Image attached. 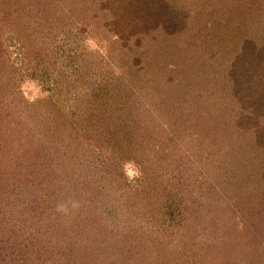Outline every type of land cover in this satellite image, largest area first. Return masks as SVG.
<instances>
[{"label": "trees", "instance_id": "16d2710c", "mask_svg": "<svg viewBox=\"0 0 264 264\" xmlns=\"http://www.w3.org/2000/svg\"><path fill=\"white\" fill-rule=\"evenodd\" d=\"M41 1H45L49 8V11L46 9L45 17L40 16L41 7L44 6ZM81 1L83 0H0V112L4 105H7L6 90L9 91V99L19 96L15 84L20 76L18 72L24 70L22 67L34 63L32 71L43 70L41 72L45 77H51L55 69L57 73L55 81L43 80L50 89L48 98L40 110L41 118L36 121L37 130L43 138L33 142L29 140L27 143L26 133H20L19 136L18 132H12V128L14 130L17 127L15 123L10 121L4 126L6 120H0V243L8 241L11 247L7 250L20 248L17 228L22 226L25 229L29 222H33L35 216L42 213L36 211L37 207H40L47 209L53 216L52 222L45 218L44 225L41 224L42 235L48 237L46 240L55 237L60 239L58 229H54L58 227L70 236L69 246L61 248L63 256L60 264H140L139 258L142 260L141 264H264V249L259 248V242L258 246L256 245V238L247 246L241 243L237 235L225 242L219 241L222 243L219 246L209 243L200 246L201 236L193 232L198 224H194V227L186 225L184 212L187 210L190 217H198L197 213H201V209L196 207L195 202L187 205L181 203V197L186 196L183 193L186 191V177H181L180 172L189 165L180 167L182 162L184 164L186 161H182L177 149L178 152L180 150L184 153L190 149L196 154V144L211 139L213 154L208 151V158L209 164H212L215 158L213 155H219L215 145L219 147L220 142L212 139V131L219 132V128L214 126L213 130H209L208 127L203 128L204 125L200 130L191 128L188 115L182 113L185 111L184 106L178 101L172 110H157L161 119L154 120H146L143 117L145 111L135 106L137 92L147 91L149 87L152 89V86L156 91L168 90L171 95L184 91L188 93L192 91V87H197L200 93L208 96L212 74L218 78V73L223 72L227 77L234 76L236 81V74L245 72L251 74L255 80L259 79L264 72V47L259 49L253 47L252 43L254 38L264 32V0H118L111 28L114 40L122 42V51L127 55L125 57H132L134 67L128 68L123 60L124 64H120L119 71L105 69L102 76H89L83 71V74L81 73L74 50L79 42L70 43V40L73 36H78L77 32L82 29L77 28L75 23L68 26V20L57 18L60 10L63 14L72 13V6L77 7ZM113 1L116 0L106 2ZM194 5L197 10L192 9ZM53 11L56 15H53ZM196 11L200 16H196ZM254 30L256 34L252 33ZM86 32L87 27L82 33ZM234 33H237L242 44L241 49H237L235 63L225 65L223 60L216 63L217 59L213 56L206 58L208 53L199 46L202 40L210 42L209 45H212L213 51L217 53L222 43L216 45L215 42L221 38L229 37L224 43L231 41L233 48L238 47L236 36L232 37ZM86 35L96 37L95 32L91 31ZM10 50H13L15 58L9 56ZM50 52L53 54L49 55ZM232 53L228 52L227 55L232 56ZM148 55V63L143 65L142 57ZM145 68L152 76L146 74ZM102 71L101 69V73ZM207 71L212 73L209 74L210 78L206 75ZM197 75L201 80L192 78ZM242 76L243 74L238 79L242 81V85L235 86L234 92H230V99L235 100V108L240 107L241 117L246 115L253 116L255 120L264 119V108L260 106L255 110L253 106L257 104L251 96L256 87L259 89L258 97L261 98L264 85L259 86L257 82L254 85L249 77ZM145 87L148 88L145 90ZM180 97L183 100L188 99L186 95ZM247 99L251 100L250 112L244 109L245 104H248L244 102ZM164 100L167 101V98ZM68 102L70 107L66 104ZM89 111L93 112L89 115ZM87 114L89 118L94 116L95 120L100 121L92 123V129L89 128V119L85 118ZM0 116L3 114L0 113ZM84 122H87V128L84 127ZM101 123L108 125L110 129L105 133L107 138L101 133ZM205 125L211 126L210 123ZM255 128L258 129L256 137L264 147V125L257 122ZM198 131L200 135L197 134ZM36 133L38 132H32ZM95 134L101 135V142L94 138ZM197 138L199 141H196ZM81 139V143L90 149L89 152H101L104 156L101 158L102 164L108 161L111 165L108 175L101 177V186L87 177L80 183L74 177L73 180H68V175L63 171L65 164L62 163L66 158L61 153L60 157L54 158L55 151L59 148L58 141L63 140L67 151V148H71L70 143L74 144L73 140L80 144ZM158 141L162 144L170 142L169 147L175 154L170 151L168 157L164 148V154L158 164L148 167L143 161L148 154L145 145L152 149L158 146ZM91 142L97 143V149L93 146L88 148ZM223 150L224 154L229 156L234 152ZM78 152V156L85 153L72 148L71 161L77 170L74 161ZM100 152H97V155ZM17 154H25L27 162L24 163L23 170L20 168V172L14 174L11 169L12 165L16 164L14 158ZM236 156L237 162L240 163L241 159L245 161L246 155L241 156L236 152ZM78 163H82L80 159ZM131 163L138 164L141 168L139 167V179L129 184L125 167ZM94 164L93 161L86 162L89 168ZM188 164L192 165V162ZM173 165L180 167L178 172ZM218 170V178L222 181H217V184L223 191L231 189L237 175L228 180V173H223L227 171L226 168L219 167ZM3 179L12 181L7 184L2 182ZM63 179L66 180L64 183L69 185H63ZM189 181L199 190L198 197L201 196L203 201L206 196L205 188L213 189L207 186L210 182H205L204 177L193 176ZM160 185L161 190L158 188ZM99 189L102 204L99 217L94 218V215L90 214L81 218L80 226L75 227L70 207L73 197L91 195ZM17 196L23 197L26 202V205L23 202V208L19 211L16 210ZM103 199H108L105 204ZM36 200H39V203ZM112 201L119 203L115 205ZM139 202L143 206L136 208ZM201 203L203 206L202 201ZM43 204L45 205L42 206ZM31 205H35L36 210ZM139 208L142 209L137 210ZM137 211H140L139 216ZM21 213H25L26 221L19 218ZM136 218L137 224L134 223ZM139 220L142 225H139ZM198 220L200 223V218ZM131 232L139 234L140 238L142 235V239L128 242L123 248H118L115 244ZM196 247L200 249L199 254L201 256L202 253L204 262H197L194 258ZM218 247L223 251H216ZM32 251H35V248L32 247ZM25 254L28 255V251ZM236 256L242 257L239 263L231 262ZM41 257L42 255H37L38 263ZM247 257L251 262L246 261ZM26 264L33 263L29 261Z\"/></svg>", "mask_w": 264, "mask_h": 264}, {"label": "rangeland", "instance_id": "374dc122", "mask_svg": "<svg viewBox=\"0 0 264 264\" xmlns=\"http://www.w3.org/2000/svg\"><path fill=\"white\" fill-rule=\"evenodd\" d=\"M106 1L107 0H95V1L83 0L81 1L82 2L81 4L77 5V7L72 6L73 9L72 13L70 12L69 14H63L62 13L63 11L60 10V15L57 17L68 20L69 22L68 26L69 25L73 26V24L75 23L77 28L82 29L81 32H77L78 36L75 37L73 36V38L70 40V43H72V41L73 43L76 41L79 42V44L78 45L76 44L74 47V50H76L75 60L77 59L76 60L77 66L80 68L81 73L83 71L84 74L85 73L86 75L89 74V76H102L105 73L104 71L105 69H108L110 71H112V69H115V71L116 70L119 71V67L121 66L120 64L123 63V60H125L124 62H126L125 64L128 68L130 66L134 67V64H132L133 63L132 57L131 56L125 57L127 55H125V53L122 51V49L124 48V47L122 48V42H116L114 40L115 36H114V32H112L113 28H111L113 24L112 20L114 19L113 15L117 10L118 0L113 2H106ZM40 3L41 5H44L41 7L42 15L40 16L45 17L47 13L46 9H48L49 11V8L46 6L45 1H41ZM192 9L197 10L196 5H194ZM195 14L197 17L200 16L198 15L197 11ZM53 15H56L54 11H53ZM86 27H87L86 33L90 31L92 33L95 32L96 37L87 36L86 33L83 34L82 32L84 31V29H86ZM252 33L256 34V31L254 30ZM234 34L232 37L236 36L235 41L238 43V47L233 48V46H231V41L228 43H224L226 39L228 40L229 37L224 39L221 38L217 42H215L216 45L222 43L220 51L217 53L213 51L212 45H209L210 42H207L205 39L200 42L201 44H199V46L203 48L204 52L208 53V54L205 53L206 58H208V56L210 57L213 56L214 58L217 59L216 63H220L221 60H223V63L225 62V65L231 62L235 63L236 62L235 59H237L235 58V56L238 54L237 49H241L242 44L240 43L241 39L237 36V33L235 35ZM252 46L258 47L259 49H262L264 47V32H262L261 35L259 34L256 39L254 38V42L252 43ZM231 51L233 52L232 56L227 55V53ZM52 54H53L52 52L49 53V55ZM9 56H13L15 58V54L13 50L9 51ZM148 59H149V55L148 57L147 56L142 57L143 65L148 63ZM47 61L48 59L46 60L45 64H47ZM36 67L37 66L35 64V68ZM22 68L24 70L22 72L20 71L18 72L20 76L16 80V84H15V86L17 87V91L19 92V96L16 97L13 96L14 99H12V97L11 99H9L10 97L9 91L6 90L5 96L7 99V105H4V107L0 112L3 114V116H0V120H6L4 122L5 124L4 126L9 124L10 121H12V123H15L17 127L14 130L12 128V132H18L19 136L20 133H26L28 137L26 138L28 139L27 140L28 143L29 140L33 142L37 139L43 138L41 137L39 130H37L38 123H36V121L37 120L39 121L41 118L40 110L43 107V103L47 100L48 93L50 90L45 84V81L43 80L48 81L52 79L53 81H55L57 73L55 69L53 73H51L52 74L51 77H45L44 73L41 72L43 70H39L38 72L37 71L35 72L36 70L35 69L32 71V69L34 68V63L30 64L28 67L24 66ZM222 68L223 66H221V69ZM101 69L103 70L102 73H101ZM147 70L148 69L145 68L146 74L152 76L151 73ZM209 74L211 75L212 73L210 71H207L206 75L210 78ZM242 74H243L242 77H249L254 85L256 82L259 86L264 85V77L262 78V76H264V72L261 74V77L256 80L254 79V77L251 76V74H246L245 72H239L236 74V78H237L236 81L235 78H233L234 76L227 77L225 73L219 72L218 75L220 76L218 77L217 75L218 78L214 77L213 74L211 76L213 78L210 79L209 81L211 85L209 87L210 91L208 92V96L200 93L197 87H192V91H189L188 93L184 91L183 93H176L174 95H171L168 92V90L162 89L160 91H156V89L153 88L154 86H152V89L149 87L147 91L143 90L142 92L141 91L137 92L138 95L135 96L137 99L135 106L136 108H141L142 110L145 111V113H143V117L146 120H154L155 118L161 119L158 117L159 113L157 112V110L160 112L168 111V109L172 110L173 107L175 108V105L178 101L180 104L184 106L183 109L185 111L182 113H186L188 115V121H190L189 124L191 128L200 130V128L203 125H204L203 128L207 129L208 127L209 130H213L212 127L214 126H217L219 128V132L218 131L215 132L214 130L212 131V139H216L220 141L219 147L215 145V148L218 152L217 154L219 155L216 156L213 155L215 158L212 164H209L210 158H208L209 155L208 151L212 152L213 149L212 148L213 145L210 144L211 139L206 140L202 143L198 142L196 144L197 145L196 154L192 153L190 149H188L189 151L185 150V153L180 150L178 152L177 149V153L179 154V156L181 155L182 161L183 159H185V161L187 162V163L185 162L184 164L182 162V165H180V167L183 168L185 167V165H189V167L182 169L180 172L181 177L183 178L184 176L186 177V181L184 182L186 191L183 192L186 196L181 197L183 199L181 203L187 205V203L192 204L193 202H195L196 207L198 209H201V213L200 212L197 213L199 215L198 217L197 216L190 217L191 215H188L187 210L186 212H184L185 220L187 221L186 225L190 227L191 226L194 227V224L196 223L198 224V226L196 227V229L193 230V232H195V234L197 233L200 234L201 236L199 238L200 246L201 244H206V243L212 244V246L213 245L219 246L220 244H222L221 242L219 243V241L225 242L227 239L232 238L234 235H237L239 237V240L244 246H247L251 242V240H255L256 238L257 240L256 245L258 246V242H259L260 245L259 248L263 247L264 249V147L258 141L259 140L258 137H256L258 136L257 134L258 129L255 128V124H257V122H262V124L264 125V119L261 118V120H255L253 116L246 117V115L244 118L243 116L241 117L240 115L242 111L239 110L240 107L235 108L234 106L236 105L234 103L235 100L230 99V95H231L230 92L231 91L234 92L235 86L242 85L240 84V82L242 81L238 80L240 79V76ZM159 76L161 78V75ZM192 78H194L196 81L201 80V78L198 75L193 76ZM145 79L147 80L148 78L145 77ZM146 80L144 81L146 82ZM219 86H220V90H219ZM147 88L148 87H145V90ZM239 88L240 87H238V89ZM258 91L259 89L255 87V89H253V91L251 92L253 102H256L255 104H257L253 106L255 110H258L260 106L261 108H264V94L261 96V98H259ZM209 94L211 96H209ZM183 95H186L188 99L187 100L181 99L180 96ZM164 98H167V101H165ZM6 99L4 100V104L6 103ZM250 101L251 100L249 99H247V101H244L248 103L247 105L245 104L244 107V109H246L245 110L246 112L251 111ZM164 102L166 103L164 104ZM24 104L25 105L29 104V105L25 106ZM66 104H69V102ZM35 107L36 109H34ZM146 109H149L150 111L147 112ZM92 112L93 111L91 112L89 111L88 114L90 115V113ZM180 112L181 111H179V113ZM88 114L86 115L85 118L89 119V124L91 123L89 128H91L92 123L100 122L98 120H95V118H93L94 116L93 117L90 116L89 118ZM31 117H33V121H31ZM207 123H210L211 126H206L205 124ZM84 127L87 128V122H84ZM100 129H101V133H103L107 138L108 136L105 133H108L110 130L108 128V125L101 123ZM32 132H38V133L32 134ZM199 132L200 131L197 132L198 135H200ZM93 136L94 138H97L99 142H101V135L95 134ZM135 138H137V135L135 136ZM196 141H199L198 138L196 139ZM73 142L74 144L70 143L69 147L71 148H67L66 151L63 140L58 141L59 148L57 152L55 151L54 158L60 157L59 153H61V155H63L66 158V160L62 161V163L65 164V168L63 169V171L66 172V174L68 175V180L74 177L75 179H77L78 183H80V182H84L83 181L84 178L87 177L88 180L96 181L98 182L97 184L101 186V177L105 178V176L108 175V170L111 169V165L108 164V161H106L105 164L101 163V158H103L104 156L101 155V152L99 150L89 152L88 150L90 149H87V147L82 144L83 139H81L80 144H76L78 141L75 140H73ZM152 142H154V140ZM96 144L97 143L91 142L88 148H91V146L96 148ZM157 144L158 146L153 147L152 149L150 147L148 148L145 145V148H147L145 150H147L148 154L146 155V157H144L143 161L145 165L148 167L150 165L158 164L159 159H161L164 154V148H165V152H168L165 153L168 157L170 151L175 154V151H173V149L169 147L171 146L170 142L168 143L166 142V144L165 143L162 144L161 141H158ZM72 148L80 150L81 152L85 151V153H82L80 156H78L79 155L78 152L77 153L78 157H76L74 161L79 171L74 168L73 162L71 161L73 158V156L71 155ZM187 148L188 145H186V149ZM223 149L234 152L230 153V156L229 154L225 155L224 154L225 151ZM97 152H100V154L97 155ZM236 152L239 153L241 156H243V154L246 155L245 161L241 159L239 160L240 163L237 162ZM105 156L107 157L106 154ZM26 158L27 157L25 156V154H17L14 158L16 164L12 165L11 172L12 173L15 172L14 174L16 173L18 174L20 172V168L21 170H23L24 163L27 162ZM107 158L109 159V156ZM79 159L81 160L82 163H78ZM87 161L88 162L93 161L95 164L93 165V167L89 168V165L86 166ZM188 162L190 163L192 162V165L188 164ZM174 166L175 165H173V168L175 169L176 172H178L179 171L178 168L180 167L177 166L174 167ZM139 167L140 166L138 164H133V163L128 164L125 167V173L129 180V184L130 183L132 184L139 179L140 177L139 169L141 168ZM219 167L226 168L227 171L225 172L221 171V172L228 173V180H230V178H232L235 174L237 175L236 179H234L233 181L234 184L232 188L228 189L227 191H223L220 188L219 184H217V181L220 182L222 181L218 178L219 177L218 175L220 174L219 172L220 170H218ZM193 176L204 177L205 182L206 181L210 182V184H207V186L213 187V189L210 188L207 189V187L205 188L206 196L204 198V201L201 199V196L198 197V194L200 193L199 190L195 189L196 187H193V185H191L189 181L193 178ZM11 181L12 180L9 181H6L4 179L2 180V182H7V184L8 182L11 183ZM62 181L61 183L63 185L67 184L64 183V181L66 182L65 179H63ZM163 184L165 188L166 182ZM67 185H69V183ZM161 187L162 185L158 187L159 190H161ZM114 192L115 190L113 191L112 194L113 196L115 195ZM209 192L211 193L213 192V194ZM33 197H35L36 199L35 195H33ZM15 198H16L15 201L17 206L16 210L19 211L20 208H23L24 203L26 205V202L23 197L17 196ZM106 200L108 199L105 200L103 199L104 204ZM36 201L37 203H39V200ZM201 201L203 202V206ZM112 202L115 205L116 203H119L118 201H112ZM45 204H43L42 206H44ZM101 206L102 204H101L100 189L99 191L93 194L91 193V195L90 194L87 196L83 195V197H79V198L73 197V200L70 203V207H72L71 217H73V221L75 222V227L80 226L79 221H81V218H86V216L90 214L92 216L94 215V218L99 217ZM141 206L143 205L140 204L139 202L137 203L136 208ZM31 207L34 208L35 205H31ZM39 208L37 207V210L35 208L34 209L38 213L40 212L42 213L36 215L34 221L32 219L34 217H32L31 219L33 222H29V224L25 226V229L22 226H20V228H17L16 231L18 233L17 239H18V243H20L19 245L21 249L12 248V250H7L9 249L8 247H11L10 243L8 241L0 243V252H2L0 254V264H26L27 262L29 263V261L32 262L33 264H43V263L60 264V262H62L61 258L63 256V252H62L63 250L61 248L64 249V247L69 246L70 236L68 232H66L64 229L61 230L59 229L60 227H58L54 229L55 230L58 229L57 231L59 232L58 236L60 239L58 240V238L55 237L51 240H46L48 239V237L42 235L41 224L44 225L43 219L45 218L49 219V222H52L53 216L49 214L50 212H48L47 209L44 210L43 208L40 209ZM141 209L142 208H139L137 210H141ZM136 214L139 216L140 211H137ZM19 218L20 219L22 218L24 221L27 220L25 213L23 215L21 213ZM199 218L201 220L200 223L198 220ZM134 220H135L134 223L137 224L136 223L138 222L137 218ZM139 225H142L141 220H139ZM137 239L139 240L142 239V235L140 238L139 234L137 233L134 234L133 232H131L127 235V237L121 238V240L118 241V244L115 245L118 248L121 247L123 248L128 244V242H133ZM32 247L33 249L35 248V251H32ZM212 249L213 251L215 250L214 248ZM199 250L200 249L196 247V255L194 258H196L197 262H201V261L204 262L205 259L203 258L201 251H200L201 253L200 256ZM220 250L222 249L218 247L216 251H220ZM26 251H28V255L25 254ZM37 255L38 256L42 255L39 263L36 258ZM210 256H212V254ZM248 258L249 257H247L246 261L251 262V259ZM240 259H242V257L236 256L231 259V262L239 263L238 261H240ZM192 260L193 258L190 261ZM212 260L215 262L214 258H212ZM139 261L141 264L142 261L141 258H139ZM197 264H201V263H197Z\"/></svg>", "mask_w": 264, "mask_h": 264}, {"label": "clouds", "instance_id": "9594fccd", "mask_svg": "<svg viewBox=\"0 0 264 264\" xmlns=\"http://www.w3.org/2000/svg\"><path fill=\"white\" fill-rule=\"evenodd\" d=\"M61 207H63V206H61Z\"/></svg>", "mask_w": 264, "mask_h": 264}]
</instances>
